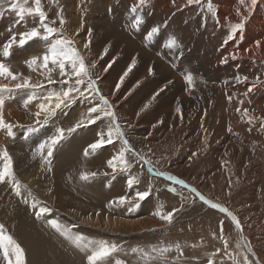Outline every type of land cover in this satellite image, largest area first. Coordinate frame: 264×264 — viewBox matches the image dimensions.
<instances>
[{"label":"rangeland","instance_id":"374dc122","mask_svg":"<svg viewBox=\"0 0 264 264\" xmlns=\"http://www.w3.org/2000/svg\"><path fill=\"white\" fill-rule=\"evenodd\" d=\"M102 2V0H85L82 4L81 0H76L75 2H72V0H60L67 21L66 30L70 35L74 34L76 29L80 27L82 10L86 9V14L83 15L84 29L80 31L77 37L85 41L88 38L87 29H92L90 52L86 54L90 55L91 59L97 61V68L94 71L99 74L98 66L102 63L106 65L113 57H116V63L122 60L125 55L128 58L130 56L138 58L139 54L143 55L149 48L153 51L154 56L156 53H161L164 50L162 45L158 44L155 40L146 44L143 40L142 32L129 31L127 27L122 25V22L127 18V14L118 16L117 12H114L113 4L107 6L102 4ZM114 2L119 6L118 0H114ZM212 2L217 9V19L219 23L213 19L211 13L206 12V8L205 11L202 12L197 6H186V0H175V4H173V0H149V3L144 8V12L152 15L153 10H151V8L158 7L159 11L155 12L157 15L154 25H162L167 21V26L164 31L176 35V38L179 39L180 49H177V54L179 56L185 55L187 57L193 54L189 53L192 50L190 46L191 43L194 40H204V38H206L205 41L210 43L211 50L216 49L221 59L226 56L229 57L227 64H222L225 68V73L218 71L221 68L212 64L217 69L212 70L213 73H210V76H206L202 72H199L197 70V64L194 66L190 61L187 63L190 72L195 77V88L191 91V93L194 94L192 97L196 96L199 98L204 91H209L210 95L214 94L220 96L221 99H223L222 96H224L222 101L219 100L215 103L217 108L216 112H221V116L215 117V114H213L212 116L214 118L207 120L208 118L206 116L207 119L203 118V115L197 113L198 116L196 117L191 116L187 118V115H183V120H180V122H182V124L189 122V124L185 127L177 125L171 126L174 130L173 135H176V139L173 141L174 144L171 140L161 146L155 144V140H157L160 133H162V131L159 130H154L158 136L153 133L151 137L145 140L144 137L147 136L148 131L145 132L144 130L147 129L138 124L135 126L137 128L128 130V136L137 150L145 148V145L151 147L152 153L154 154H150L151 158L154 162L156 160L160 161L157 165L158 168L167 170L186 180L209 198L218 200L229 207V209L241 220L244 226V235L251 242L254 251L261 261H264V134L258 132V121L253 125H249L247 123V118L242 119V111L239 113L236 111L238 107L241 109L247 108L250 115L264 117V84H258L248 96L243 95L247 91L248 85L257 75L264 81V0L258 3L255 10L249 16L245 25L243 40L237 35L234 40L229 41L227 44L224 43L228 31L226 25L229 21L233 23L238 21V17L235 14L238 0H213ZM56 11L57 9L53 7L50 10V17H54ZM245 14L247 15V13ZM145 21L144 28H148L150 25L149 17L145 16ZM112 22H117V24H113ZM8 24L9 19L7 17L0 20V39L7 36L5 29ZM29 26H31V22ZM112 27H117V29H113ZM211 27L213 30L212 35L208 32V29ZM110 29L121 41L120 46H115V42H117L116 37L112 38L113 41L108 42V54L105 55L103 59H100V54L105 48L106 32H109ZM20 30L23 29L21 28ZM136 39H140V42ZM256 41H260L259 47H257ZM39 49L40 46L34 43L26 46L23 50H17L11 59L14 68L28 74V70L20 62L29 55L37 54ZM168 51L170 54L176 52L175 49ZM231 54H236L237 59H231ZM200 55L201 54H193L191 61L200 57ZM132 57L129 62H131ZM140 61L142 60H138L137 65ZM220 61L218 63H220ZM199 63L201 64V62ZM237 73L241 76H248L249 81L247 83H236L233 77L237 75ZM198 75L201 76L202 79L199 80L197 78ZM149 77L153 78V76ZM35 78L34 75V79ZM214 80L216 81L215 84ZM147 81L148 79L145 82ZM224 81H227V84H225ZM99 84L104 93L103 84L101 82H99ZM163 86L164 83L160 85V87ZM181 86L184 89V82ZM178 88L179 85L171 84L165 90L173 89L175 91ZM126 89L125 87L123 91ZM128 90L124 93L126 94ZM228 95H232L233 98L231 101L228 100ZM109 99L115 104V100L112 96H109ZM240 100L244 101L242 105L239 103ZM158 104L159 103H157V105ZM85 107L86 106L76 104L66 118L63 116L58 117V122L65 125L69 124L81 111H84ZM153 109L154 108H152V110ZM204 111L208 112L207 116L209 113L211 114L209 109L204 108ZM8 113L10 115H8ZM5 114L9 116V120L13 119V124L27 125L32 121V117L21 107V98L19 96L14 100L6 102ZM158 117L163 118L170 125L164 113H161V115L158 114ZM195 119L198 122L192 127V121ZM202 119H204L203 128L200 127ZM229 125L232 128V133L227 131ZM249 127L252 128V131H248ZM98 129L99 126H93L85 130L83 135H87L86 144L93 139ZM204 129H207L206 133ZM50 131L51 128L46 127L41 132L28 133L25 128L16 127L13 129V135L9 136L6 132L0 130V145L7 147L8 151L13 156L14 168L18 178L23 183L28 184L40 199L45 200L50 207L56 210L48 217L58 218L62 223L68 226L76 225L73 229L83 232L84 234H88L89 230L92 229V238L106 239L122 245L125 249L138 244L147 245L156 243L161 239L170 241L178 240L182 245H191L200 242L201 237H203L204 244L202 247L196 249L188 246L185 247V258L188 264H198L197 261L191 259L192 257H199L200 261L206 264L204 253L213 252L217 247L222 248V242L219 239H213L211 233L213 231L219 233V220L223 218V214L216 210L209 209L199 201L191 206L186 205L185 208L176 215L174 223L167 228L165 233L149 231V229L158 227L161 224V221L152 215L158 203H163L167 210H171L172 207L180 206V199L178 196L166 190L165 185L169 182L165 181L163 178H156L146 170L141 174V169L138 165L134 166L132 170V174L139 175L141 181L135 188L144 190L148 181L151 180L155 188L160 189V191L156 192L154 190L146 201L143 202L144 205L148 206L153 211L149 213H140L135 217L131 216L137 226L135 232L130 233V231H125L127 234H106L103 231V224L106 222V217L126 222L128 215L131 213H129L125 207L116 208L122 210L124 213L106 210L99 211V218L95 216L96 211H91L90 213H92L93 216L90 221L87 220L89 213L85 214V212H81V215L75 217V219L69 218L67 213L58 210L55 195L43 191L50 187L51 183L49 177H52V172H54L56 167L61 148L53 157L51 172L42 168L39 159L33 160L31 158V150L43 135ZM206 135L207 146H205L204 143ZM112 151L113 150L109 147L104 161ZM193 153H196V155H193ZM80 154L78 156L79 165L76 172L81 163ZM103 165L104 162L101 164H92L89 160L87 161V167L92 170H103ZM125 175H123V177L119 175L115 179H122ZM115 179L112 180L110 184H113ZM79 182V180L72 181L75 185ZM97 182H101V184L104 185L109 184V180L103 177L90 182V184H95ZM229 192L231 195H229ZM184 194L186 196L189 195L186 190ZM92 199L93 196L91 195L90 200H87L86 208L92 204ZM138 211L139 208L132 213H138ZM28 214L34 216L31 210L21 202L20 198L15 196L8 185H0V223L5 224L9 232L25 248L28 255V264H33L30 260L28 241L20 231L22 222ZM37 221L39 222L41 220ZM224 228L225 235L229 238L230 247L234 249L238 240V234L234 230V226L228 220H225ZM132 231L133 230H131V232ZM53 238L57 239L58 236H53ZM42 239V236H37L39 242H41ZM61 248L69 251L66 245ZM49 249L52 253H56L60 249V245L53 243ZM172 255L175 254L173 253ZM122 258L127 259L128 264H136L135 257L133 256H122ZM217 259H219V257H217ZM35 260L37 264H63L60 261L54 263L52 260L43 258H35ZM0 264H3L2 259H0Z\"/></svg>","mask_w":264,"mask_h":264},{"label":"snow or ice","instance_id":"6c2138e0","mask_svg":"<svg viewBox=\"0 0 264 264\" xmlns=\"http://www.w3.org/2000/svg\"><path fill=\"white\" fill-rule=\"evenodd\" d=\"M84 2L85 0H81L82 4ZM259 2L261 0H238L235 8L238 21L227 23L228 31L224 40L225 44L234 40L237 35L243 40L246 22ZM148 3L149 0H134L131 3L125 21L127 29L142 32L146 44L155 40L164 49H180L176 36L164 31L167 21L162 25L155 24L144 28L146 21L143 9ZM173 4H175V0H173ZM186 6H197L202 12L206 8V12L211 13L213 19L219 23L217 9L212 0H186ZM53 7L57 11L54 17H50V10ZM84 14H86V9L82 10L80 27L76 29L74 34L70 35L66 30L67 21L60 0H0V20L5 17L9 19V24L5 29L7 36L0 39V130L11 136L16 127L25 128L28 133L41 132L46 127L51 128V131L43 135L31 150V158L33 160L39 159L42 168L51 172L53 157L65 142L76 134L93 126H99L93 139L82 149L81 163L76 173V179L83 183H90L103 177L107 178L110 184L117 176L127 174L128 190L108 201L106 207L109 210L125 207L129 213H132L140 207L141 202L146 201L154 190L160 191V189L155 188L151 180L148 181L144 190L130 191L134 185L141 182L139 175L132 174L134 166L138 165L141 174L146 170L156 178H163L169 182L165 185L166 190L180 199V206L172 207L171 210H167L163 203H158L152 215L158 218L161 224L149 229V231L165 233L167 228L174 223L176 215L186 205L191 206L199 201L209 209L223 214V218L219 220V233L215 231L211 233L213 239H219L222 242V248L217 247L213 252L204 253L206 264H264V261H261L254 251L249 239L244 235V226L241 220L229 207L218 200L209 198L186 180L167 170L158 168L157 165L160 161H153L150 155L153 154L150 146L145 145L146 151L145 148L137 150L131 143L128 130L136 125L127 120L122 122V117L116 110L117 106L101 90L99 84L101 77L94 72L97 68V61L86 54L90 52L92 29H87L88 38L82 43V47L75 39L84 29ZM30 22L31 26H29ZM21 28L23 30H20ZM34 43L40 46L37 54L29 55L20 62L28 70V74H25L23 71L14 68L11 59L17 50H23L26 46ZM255 43L259 47L260 41ZM108 51L109 48L105 47L100 54V59H103ZM159 54L162 55L163 53ZM228 59L229 57L226 56L220 63L227 64ZM231 59H237V55L231 54ZM115 60L116 57H113L106 64L103 69L105 73L113 66ZM137 63V58L133 57L119 76L112 93L113 96L120 91ZM148 75H155L151 66L148 68ZM183 79L188 85L186 90L191 93L195 88V77L189 71L184 74ZM233 79L236 83L249 81L248 76H241L239 73ZM143 82V80H136L123 98L126 100ZM172 83L173 81L169 80L167 84L151 94L135 113L137 120L153 107L157 98ZM224 83L227 84V81ZM258 84H264L259 75L248 85L247 91L243 95L248 96ZM18 96L21 98V107L32 117L31 123L27 125L13 124L5 119L6 102L14 100ZM227 98L231 101L233 97L228 95ZM77 103L86 106L85 110L81 111L69 124L59 123L58 117L66 118ZM239 103L242 105L244 101L240 100ZM236 111L238 113L242 111V119L247 118L249 125L258 121V132L264 134V117L250 115L247 108L238 107ZM175 112L181 113L179 102H177ZM163 123V118H161L151 127L156 129ZM201 127L203 128V119L201 120ZM204 131L206 133L207 129ZM227 131L232 133L230 125ZM248 131H252V128L249 127ZM151 136L152 131H149L144 139L147 140ZM204 143L207 146V135L204 138ZM109 147L113 151L104 161L103 170H92L87 167V161L90 158L97 156ZM67 179L72 180L73 176L70 174ZM0 185H8L15 196L20 198L21 202L31 210L37 220H45L51 229L83 253L85 264H128V260L121 258L122 256L135 257L136 264H188L185 258V247L196 249L204 244L203 237H201L200 242L191 245H182L178 240L161 239L156 243L138 244L125 249L122 245L106 239H92L81 233L73 232L72 229L76 225L68 226L58 218H47L56 210L50 207L45 200L40 199L28 184L23 183L18 178L14 168L13 156L3 145H0ZM185 190L189 193L188 196L184 194ZM52 191V188H48L49 194ZM229 195H231L230 192ZM73 211L75 210L73 209ZM92 216L93 214L89 213L87 220L90 221ZM95 216L99 218L100 212L98 210ZM107 219L106 217V222ZM225 220L231 222L238 234L234 249L230 247L229 238L225 235ZM173 253L175 255H172ZM0 259H2L3 264H28L25 248L3 223H0ZM191 259L197 261L198 264H203L199 257H192Z\"/></svg>","mask_w":264,"mask_h":264},{"label":"bare ground","instance_id":"6f19581e","mask_svg":"<svg viewBox=\"0 0 264 264\" xmlns=\"http://www.w3.org/2000/svg\"><path fill=\"white\" fill-rule=\"evenodd\" d=\"M75 1L76 0L74 1L72 0V2ZM102 1H103L102 4L107 6L113 4L114 12H117L118 16L127 14L131 3L134 2V0H118V4L120 6L119 7L114 2V0H102ZM151 10H153L152 15L146 14L143 9L144 16H147L150 19L149 26L154 25L157 15L155 12L159 11L158 7H153L151 8ZM125 21L126 20L121 22L122 25L126 27ZM112 23L117 24V22H112ZM112 28L117 29V27H112ZM208 32L211 35L213 34L212 27L208 29ZM105 37H106V41L104 45L105 47H108V42L113 41L112 38H115L116 36L114 35V32L113 33L111 32L110 29L109 32H106ZM75 39L78 41V43H80L82 47V43L84 41L79 39V37L77 36L75 37ZM136 40L140 42V39H136ZM177 40L179 42V39ZM205 40L206 38H204V40H194L191 43L190 46L192 47V50L189 53L201 54L200 57L195 58V60L193 61H191L193 54L188 55L187 57L185 55L179 56L177 54V49H175L176 52L172 54L169 53L168 49H164L161 52L163 53L162 55L159 54L160 52H158V54L156 53V55L154 56L153 51L149 48L147 51H145L143 55L139 54L137 59L142 61H140V63L129 74V77L126 79L123 88L121 87L120 91L116 92L115 96H113L112 94L115 88V84L118 81L119 76L126 69L127 63L129 62L132 56L128 58L125 55L124 58L116 62L115 65L111 69H109L107 73H104L103 71L106 65L103 63L100 64L98 66L100 73L98 74L96 71L94 72L98 74L100 77H102L99 82L103 84V88L105 90L104 94L107 95L108 97L112 96L114 98L115 105L117 106L116 110L118 114L122 117V122L124 120H127L135 125L137 124L142 125L143 128L147 129V130L143 129L145 132L152 131V134L155 133L154 130L162 131V133H160L159 138L154 142L158 146H161L162 144L170 142V140L174 144L173 141L176 139L175 137L176 135L175 136L173 135L174 130L173 128H171V126L177 125V126L185 127L187 124H189V122H186L184 124L180 122L181 115L182 117L183 115H187L188 116L187 118H189L191 116L196 117L198 116L197 114H199V115H203V118L207 117L208 118V119L206 118L207 120L213 119L214 118L212 116L213 114H215V117L221 116V112H216L217 108L215 103L219 100L222 101L224 99V96H222L223 99H221L220 96L214 94L210 95L209 91H204L199 98H197L196 96L192 97L194 94L189 93V91L186 90L188 88V85L183 79L184 74L190 71L189 66L187 65L189 61L192 62V65L194 66H196L195 64H197L198 65L197 70L199 72H202L206 76H210L209 74L213 73L212 70L217 69L213 65H216L217 67L223 69V70L219 69L218 71L224 72L225 69L224 66L218 63L220 60H222L221 57L219 56V53L216 51V49L211 50L212 48L210 43ZM116 41L117 42H115V46L119 47L121 41L117 37H116ZM130 42L134 43L132 41ZM199 62H201V64ZM150 66L154 68L155 75H153V78H150L148 75V68ZM197 78L199 80L202 79V77L199 75ZM147 79L148 81L145 82ZM136 80H143L144 82L143 84H141L139 88H137L132 93V95L128 96V98L125 100L123 98L125 95L124 92L130 89L132 85L136 82ZM169 80L173 81L172 84L179 85V88L175 91L171 89V90H165L163 93H161L162 95H160L157 98V102L152 107L154 109L152 110L151 108L148 112L142 114L140 119L137 120L135 113L139 110V108L143 105V103L146 102V100L151 96V94L156 91V89L161 88L160 85H162V83H164L165 85L168 83ZM183 82H184V89L181 86ZM215 83L216 81L214 82V84ZM170 85L171 84H169L168 87ZM124 86L127 88L125 91H123L125 89ZM177 102H179V105L181 107V113L175 112ZM157 103L159 104L157 105ZM77 104L80 105L79 103ZM204 108L209 109V112H211V114L209 113L207 116L208 112L204 111ZM221 108H222V103H221ZM161 113H164V115L167 116V120L170 123V125L167 123L166 120L163 119L164 123L162 125H159L156 129H152L151 127L152 124H155L158 120L161 119V117H158V114L161 115ZM6 114H5V119L12 123L13 119H10L12 120L10 121L8 119L9 116H7ZM8 115L10 114L8 113ZM192 122L193 125L191 126L193 127L194 124H196L198 121H196L195 119ZM135 128L137 127H134L132 129ZM84 132L85 131L74 135L69 141L65 142V144L61 147V150L59 152V159L57 161L56 167L54 169V172H52V177L51 176L49 177L51 183L49 188L53 189L52 193L55 195L57 208L58 210L67 213V215L71 219H75V217L80 216L81 212H85V214H88L91 211H97V210L98 211L106 210V211L124 213L122 210H118L116 208L109 210L106 207V205L108 201L111 200L114 196L124 194V192L128 190L126 184L128 178L127 175L124 174L125 175L124 178L115 179L113 184H107V185L101 184V182H97L95 184L79 182L76 183L77 185L76 186L74 183H72V181L78 180L76 179V173H77L76 169L78 168L79 165L78 156L82 152L83 147L86 145L85 142L87 135H83ZM155 135L158 136L156 133ZM107 152H108V148H105L97 156L90 158L89 161L92 164H101L104 162V158L106 157ZM23 167L25 168L24 165ZM70 174L73 176L72 180L67 179V177ZM120 176L123 177V175ZM135 186L136 185H134L133 189L130 191H134L136 189ZM43 191L48 192V188L44 189ZM91 195L93 196L92 204L88 206V208H86L87 200H90ZM73 209L75 211H73ZM151 211L153 210L148 206L144 205L143 202H141L138 213L129 214L126 219V222L119 221V219L108 218L107 222L103 224V231L106 234H110V233L127 234V232L125 231H130V233H133L137 230V226L135 225L134 220L132 219L131 216L135 217L140 213H145V212L149 213ZM47 218L52 219L51 217H47ZM129 227H131L132 229ZM131 230L133 231L131 232ZM20 231L28 241L30 248V252H29L30 260L33 264H37L35 258L52 260V262L54 263H58V261H60L63 264H69V263L85 264V257L83 253H81L73 246H71L68 241H66L63 237H61L58 233H56L53 229H51L46 224L45 220H41L38 222L34 216L28 214L25 217L24 221L22 222ZM72 231L81 233L88 238H92V229L89 230L88 234H84L83 232L76 231L75 229H72ZM56 235L58 236V238L57 239L53 238V236ZM37 236L43 237L41 242L37 240ZM92 239H96V238H92ZM53 243L60 245V249L56 253H52L49 249L51 244ZM64 245L68 247L69 251L61 248Z\"/></svg>","mask_w":264,"mask_h":264}]
</instances>
